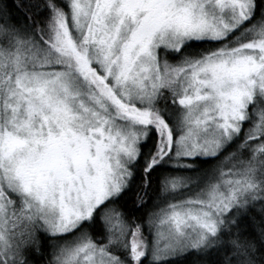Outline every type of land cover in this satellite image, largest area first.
<instances>
[{"label":"snow or ice","instance_id":"6c2138e0","mask_svg":"<svg viewBox=\"0 0 264 264\" xmlns=\"http://www.w3.org/2000/svg\"><path fill=\"white\" fill-rule=\"evenodd\" d=\"M264 264V0H0V264Z\"/></svg>","mask_w":264,"mask_h":264},{"label":"trees","instance_id":"16d2710c","mask_svg":"<svg viewBox=\"0 0 264 264\" xmlns=\"http://www.w3.org/2000/svg\"><path fill=\"white\" fill-rule=\"evenodd\" d=\"M195 260V257H188L185 261H184V264H193Z\"/></svg>","mask_w":264,"mask_h":264}]
</instances>
